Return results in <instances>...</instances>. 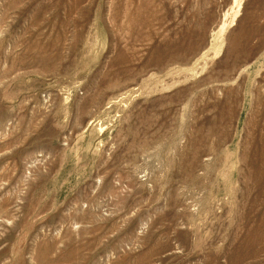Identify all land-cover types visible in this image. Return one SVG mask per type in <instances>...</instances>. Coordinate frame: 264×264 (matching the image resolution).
I'll list each match as a JSON object with an SVG mask.
<instances>
[{
    "label": "rangeland",
    "instance_id": "1",
    "mask_svg": "<svg viewBox=\"0 0 264 264\" xmlns=\"http://www.w3.org/2000/svg\"><path fill=\"white\" fill-rule=\"evenodd\" d=\"M0 264H264V0H0Z\"/></svg>",
    "mask_w": 264,
    "mask_h": 264
},
{
    "label": "bare ground",
    "instance_id": "2",
    "mask_svg": "<svg viewBox=\"0 0 264 264\" xmlns=\"http://www.w3.org/2000/svg\"><path fill=\"white\" fill-rule=\"evenodd\" d=\"M245 151V150H244ZM261 175V174H260ZM263 178V177H262ZM251 182V181H250ZM246 183V182H245ZM242 192V191H241ZM262 223V222H261ZM226 237V236H225Z\"/></svg>",
    "mask_w": 264,
    "mask_h": 264
}]
</instances>
